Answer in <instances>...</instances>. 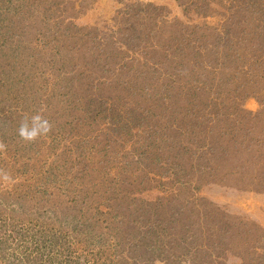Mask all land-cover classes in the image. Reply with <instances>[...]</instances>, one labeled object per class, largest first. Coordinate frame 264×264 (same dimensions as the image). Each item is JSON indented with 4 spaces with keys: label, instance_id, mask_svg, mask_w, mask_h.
Instances as JSON below:
<instances>
[{
    "label": "rangeland",
    "instance_id": "374dc122",
    "mask_svg": "<svg viewBox=\"0 0 264 264\" xmlns=\"http://www.w3.org/2000/svg\"><path fill=\"white\" fill-rule=\"evenodd\" d=\"M29 6L0 20V194H27L30 210L5 216L25 229L43 223L35 235L45 229L65 264H93L87 254L102 243L83 239L78 209L94 219L105 204L138 229L155 225L153 264H264V0ZM162 73L179 104L173 123L156 109ZM36 115L49 130L27 140L20 126ZM38 201L64 225L42 219ZM114 227L103 230L102 258L131 263ZM56 230L71 234L56 241Z\"/></svg>",
    "mask_w": 264,
    "mask_h": 264
},
{
    "label": "trees",
    "instance_id": "16d2710c",
    "mask_svg": "<svg viewBox=\"0 0 264 264\" xmlns=\"http://www.w3.org/2000/svg\"><path fill=\"white\" fill-rule=\"evenodd\" d=\"M35 1L36 0H0V20L3 19V17L7 15L10 8L12 9L13 14H16V16L25 15V13H27L26 11L29 10V7H30L29 4ZM32 16H35L34 12H32ZM7 32L8 31H6V33ZM1 36L2 35H0V37ZM180 40L185 41L184 38H181ZM14 50H17V48ZM23 61L24 59L22 58L21 63ZM159 77L160 78L157 81H155L156 82L155 86H157V89H158V103L156 104V109H158L160 118L168 117L170 118L169 120H171L173 123L174 122L173 119L178 117V113H179L178 112V107H179L178 101L176 100L175 96H172L171 89H170V87H172L174 84H171L172 80H170L168 76L164 75V73H162ZM144 94H147L146 96H150L149 93H144ZM101 104H102V107H104V110H106L105 114H107V111H111L113 108L111 106L113 104H108L106 101H103ZM105 114L102 117H105ZM108 125H109V122H108ZM106 126L107 125H105V127ZM168 126L170 125L167 124V126L165 125L164 127L165 130H164L163 135L165 139L168 137V130H170ZM165 143L167 142L165 141ZM0 166H6V165L0 164ZM3 168L4 167H0V172H2V175H5L6 171L5 173H3L4 171L2 170ZM98 169L99 167L94 166L92 167L91 170L98 171ZM15 171L19 173L20 170H15ZM20 173L25 174L26 172L20 171ZM108 173L109 172H104L101 177L102 178L108 177L109 176ZM2 175L0 174V177ZM99 180L101 179L99 178ZM111 182H113V180H111ZM112 184H115V181ZM111 191H113L111 195L115 196L112 198L122 197L121 190H111ZM35 192L41 193L43 196H47V197L51 196V194L48 193V190L46 191L41 188L36 189ZM21 196L22 194H16L12 190H7V189L4 190L3 194H0V223H1L0 230L3 229L2 231H6L11 228L13 232L12 235L10 234L5 235L3 233L2 237H0V263H3V264H65V261L62 260L59 257V255L53 251L54 249H58V247L61 248L62 246L59 244H55V246H53L52 239L44 235L46 234L45 229H41V234L43 235L37 236L35 235V232L37 231L38 228L35 229L37 226L35 223H33L31 228L29 227L25 229L21 227L22 224H18V222H15L14 217L5 216L4 213L7 211L10 213L15 212V211H18L20 213L23 211H26L22 215L29 214L30 210L28 211L25 210L24 206L21 205V201L25 199L27 200L28 196L27 194L26 196H23V197ZM47 202L48 201H46V203ZM38 203H39V208H37L38 206H35V205L33 206L37 208L42 219L44 218L47 220H51L53 223L58 221L60 222V225L63 224L62 219L58 218L54 212H50L48 209L43 210L44 207L40 205L39 201ZM104 209H105L104 211L100 209H96V212H95L96 217L94 219H93L94 214H92V216L89 218L85 216V213H88V211L85 209L84 206L78 209L80 212V215H77V226L79 228H83L80 231V234L82 235L83 239L90 241L91 239H94L97 236V238H99L102 243V248L99 251H97L96 254L92 250L90 254H87V257L94 258L92 263L93 264H112L111 260L102 258V256H105L107 254V251L105 248L107 240H106V237L103 236V232H104L103 230L106 229L108 223L111 222L112 225L114 224L115 226H118V228L114 227V229H116V232H115L116 237H120L119 241L115 244V246L119 249V251H125L126 249L130 253L129 255L132 256L133 258V259H130L131 263H127V261L122 260V262L119 264H125V263L138 264V260L133 257V255L137 252H140L142 257H145V260H144L145 264H153V254L151 257H150V254L153 251H157V248H155V246H153L152 244L151 246L148 245V241L156 242L155 225L152 223L146 229L145 228L138 229L134 226H131L133 225L135 220L131 219L128 221L126 219L125 213L121 211V209H123L121 206H117V205L110 206V205L105 204ZM133 216L136 220H139L141 218L140 212L136 213V215H133ZM101 217H105V218H101ZM42 224L43 223H41L40 225ZM83 224L85 225L86 228L81 227ZM40 225L37 226L39 227V229L41 228ZM137 225L138 224H135V226ZM75 227H76V224L73 226V228ZM98 231H99L98 235L93 233V232H98ZM130 233H133L134 236ZM58 234L59 232L57 230L53 231L52 233L53 238H55L56 241H58V238H59L60 240H64L65 242L66 240L65 238L70 236L71 233H70V230L69 231L66 230L65 232L62 231L60 236ZM105 234L107 235V233ZM77 242L79 241L77 240ZM68 243L71 245L69 241ZM80 254L81 256L83 255L82 253Z\"/></svg>",
    "mask_w": 264,
    "mask_h": 264
},
{
    "label": "clouds",
    "instance_id": "9594fccd",
    "mask_svg": "<svg viewBox=\"0 0 264 264\" xmlns=\"http://www.w3.org/2000/svg\"><path fill=\"white\" fill-rule=\"evenodd\" d=\"M50 125L47 120L41 116L36 115L31 119V126L28 122L21 124L19 132L20 135L27 140H34L37 136L44 135L49 130Z\"/></svg>",
    "mask_w": 264,
    "mask_h": 264
}]
</instances>
